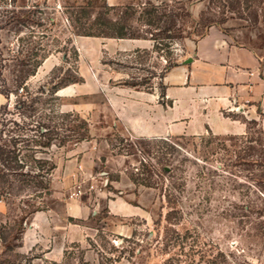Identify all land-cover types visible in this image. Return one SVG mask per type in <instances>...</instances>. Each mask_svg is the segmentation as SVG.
Returning a JSON list of instances; mask_svg holds the SVG:
<instances>
[{
  "label": "rangeland",
  "instance_id": "374dc122",
  "mask_svg": "<svg viewBox=\"0 0 264 264\" xmlns=\"http://www.w3.org/2000/svg\"><path fill=\"white\" fill-rule=\"evenodd\" d=\"M231 2L0 0L3 139L9 120L20 121L13 91L27 69L34 72L18 90L27 121L71 112L88 124L80 140L67 138L72 122L63 123L60 138L34 152L56 165L49 194L13 182L0 196V264H264L260 122L239 135L140 137L119 118L130 90L160 92L165 67L190 53L210 25L246 27L262 36L255 45L264 42V0L248 9ZM109 21L133 37L107 36L117 29ZM74 73L82 80L49 91ZM31 135L18 145L27 148ZM158 138L175 143L173 151ZM26 148L21 153H31Z\"/></svg>",
  "mask_w": 264,
  "mask_h": 264
},
{
  "label": "crops",
  "instance_id": "0c3cea01",
  "mask_svg": "<svg viewBox=\"0 0 264 264\" xmlns=\"http://www.w3.org/2000/svg\"><path fill=\"white\" fill-rule=\"evenodd\" d=\"M258 34L210 25L190 53L164 71L163 96L129 89L125 117L118 113L119 118L140 137L239 135L246 130L245 119L264 129V42L254 44V38H262Z\"/></svg>",
  "mask_w": 264,
  "mask_h": 264
},
{
  "label": "trees",
  "instance_id": "16d2710c",
  "mask_svg": "<svg viewBox=\"0 0 264 264\" xmlns=\"http://www.w3.org/2000/svg\"><path fill=\"white\" fill-rule=\"evenodd\" d=\"M240 1L241 0H234V2H231V4L238 5ZM251 1L252 0H243L244 8L248 9L250 7L248 2ZM151 6L152 9L156 8L155 5ZM82 12L84 15L87 14V11L85 9L82 10ZM147 12L149 13V11ZM255 20L256 19H254V21ZM108 25L116 27L117 23L109 21ZM169 29H171V27H169ZM78 34L100 35L101 32L93 33L91 31H82L80 33L78 32ZM106 35L115 36L118 38H124L127 36L133 37V35H127L120 25H117V29L115 28L114 34L106 33ZM171 36L173 35H168V37ZM176 64L177 62L173 64H168L165 67V71L170 67L175 66ZM56 69L60 70L61 67H58ZM33 72L34 69L24 70L23 75L19 77L18 83L15 85V89L13 91L15 94L14 112L17 113V115L19 116L20 121H17L16 119L9 120L13 126L12 129L9 130V132L11 133L8 134L9 138L7 139H3V131L0 128V196H2V193L8 192V189L11 188L13 182H19L24 185L30 186L33 188V192H37L39 194H49V175L51 174L52 170L56 167V165L50 159L35 157L34 152L37 151L36 149L48 147L52 144L53 140H55L56 138H60V130L62 128L63 123L65 122H72V125L67 129L69 131V135H66L67 138L68 136H70L82 140L88 137L87 121L81 118L78 114H73L71 112L56 113L55 117L58 118V120L60 119V122H56V118L48 119V121H46V119L44 118H39L35 121H27L24 115V112H26L27 108V106L25 105L26 101L23 98L24 94L18 93V90H20V92L26 90L24 81L27 79L28 75L32 74ZM162 77L163 74L161 78ZM80 80H82V78L74 73L73 75H71V77H64L58 79V81L54 82L51 85L49 91L51 93H55L61 86H65L69 83L78 82ZM51 82L52 80L50 81V83ZM126 84L136 86L138 83L131 82ZM163 90L164 85L161 82L160 97L163 96ZM31 106L32 104L30 103L29 107L31 108ZM245 123L247 128V123H256V120H245ZM29 124L33 125L29 126L28 128ZM30 130L32 131L33 135H31V138H29L30 140H26L27 148H24L31 151V153H21L24 148L21 147V145L19 146L18 143L24 141L23 135L25 134V132H28ZM208 132L211 133L210 131ZM65 138H61L60 141H66L67 139ZM158 139H160L163 143L167 144L170 147V150L173 151L175 143L170 142L168 144L167 141L163 138ZM162 171L169 172V169H167L166 167H162ZM146 185H149V183H146ZM165 198L168 203H174L172 193L167 192L165 194ZM172 213L173 211L167 212L166 217L168 220H170Z\"/></svg>",
  "mask_w": 264,
  "mask_h": 264
}]
</instances>
